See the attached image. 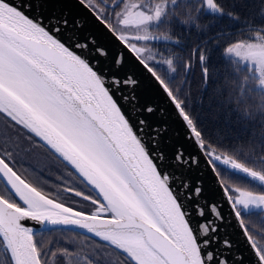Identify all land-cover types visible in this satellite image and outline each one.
Returning a JSON list of instances; mask_svg holds the SVG:
<instances>
[{
	"label": "water",
	"instance_id": "obj_1",
	"mask_svg": "<svg viewBox=\"0 0 264 264\" xmlns=\"http://www.w3.org/2000/svg\"><path fill=\"white\" fill-rule=\"evenodd\" d=\"M2 56L24 78L0 73V113L97 197L65 189L93 207L62 203L0 155V181L16 200L0 196L10 264H41L33 236L51 229L96 239L132 264H264L212 160L264 176L205 147L162 80L84 1L0 0Z\"/></svg>",
	"mask_w": 264,
	"mask_h": 264
},
{
	"label": "trees",
	"instance_id": "obj_2",
	"mask_svg": "<svg viewBox=\"0 0 264 264\" xmlns=\"http://www.w3.org/2000/svg\"><path fill=\"white\" fill-rule=\"evenodd\" d=\"M214 3L218 9L220 8L222 11H228L233 13V15L239 16L243 21V25L263 26L264 0H214ZM177 7L181 10L179 13L181 19L182 16L188 17V20L185 17L183 19L186 25H177L179 21L177 18H173L166 21L163 20L162 26L173 25L174 29L170 30V32L177 29L179 31L178 38L182 41L186 38L184 47L189 53L196 43L201 40L199 38H201L202 34L207 33V36L217 33L221 34H218L217 37H212L206 42H201L200 46L198 45L195 50V60L194 62L193 60L190 61L192 70L187 74L185 82L182 80V86L174 78H169V80L164 81V84L181 104L183 111L194 125L205 147L208 146L217 152L227 154L242 164L264 174V101L258 94L251 91L249 87L245 89L242 86L241 81L247 77L245 68H240V70L233 68L235 71L239 70L235 73L231 67L232 62L222 54L225 46L242 39L246 32L229 33L236 27V24L234 25L231 20L223 19L212 13L197 14L198 3L179 1ZM192 16H195V18L192 19ZM206 24L208 26H205ZM202 48L203 51L201 50ZM202 54H204L205 59L200 62L197 56ZM204 68L207 71L206 81L203 80L204 76L202 74ZM176 74L178 78L179 73L177 72ZM204 81L206 82V87L203 86ZM0 117L7 124L14 125L16 129L24 133L29 139L39 143L32 135L22 128H18L17 125L1 113ZM44 148L51 153L46 147ZM52 155L58 161V165L69 173L70 169L54 154ZM12 168L41 192L48 195L51 193L50 189L53 188L51 187V178H47L36 170H31L27 165H20L19 168L12 166ZM214 168L225 187V179H231L232 184L236 182L235 177H239V175L228 172L219 166L216 167L214 165ZM58 170L54 168V171L58 172ZM239 178L244 180L243 184L247 187L262 188L261 185L250 179ZM61 181H68V179L62 178ZM81 183L87 187L82 181ZM55 188L58 189V187ZM89 193L94 195L90 190ZM0 196L16 203L15 198L1 181ZM252 204L256 205V203ZM259 210L240 214V217L248 233L252 234L253 238L257 237L264 241V213L262 209ZM68 231L71 230L51 229L37 232L33 237L34 243L37 241L38 236ZM42 241L45 242V240ZM0 252L4 255L6 264H10L6 253L1 249ZM2 262L4 263L0 258V264Z\"/></svg>",
	"mask_w": 264,
	"mask_h": 264
},
{
	"label": "rangeland",
	"instance_id": "obj_3",
	"mask_svg": "<svg viewBox=\"0 0 264 264\" xmlns=\"http://www.w3.org/2000/svg\"><path fill=\"white\" fill-rule=\"evenodd\" d=\"M87 4H89L92 8H95V10L100 9L105 12L104 16L105 18L107 17L108 10L112 9L110 4H104L101 0H83ZM102 3H101V2ZM109 2H116L117 0H108ZM135 0H124L121 2L119 5L115 4V10L118 12L117 14H121L123 10L126 8L128 4H132ZM140 7L146 11V19L138 26L135 27V29L132 30V33H130L131 36H137L139 38H144L143 40H140L139 42L133 41L132 38L128 40L126 38V33L129 32V28L125 27L123 24L121 26H115L117 28V33L118 35L130 46H132L136 53L147 63H149L151 66H153V70L155 71V74L162 80L167 81L169 78H174L177 79L178 82H180V86L183 85L182 80H186V74H188L192 70L191 62L192 58L195 56L194 55V50L195 48L201 43L202 41H199L196 43V45L191 49L190 53L188 50L183 46L181 48L178 46L176 43H174V46L171 45H160L151 42V40H148L147 36L148 35H155V34H163L165 36H170L171 34H174L173 41L179 42V31L175 29L174 33H170L171 26L169 25L168 27L163 25L161 29L158 27L157 23L158 21L163 20H169V19H176L174 14H171L169 8L172 7V5L177 1V0H136ZM188 1V0H182V2ZM202 4H204V0H200ZM213 1V0H212ZM96 6L99 7H95ZM92 4V5H91ZM205 5V4H204ZM107 7V8H106ZM98 8V9H97ZM215 10L212 14H217L215 12H218V16H220V11L215 5ZM206 9V7H205ZM207 10V9H206ZM156 11V13H154ZM207 13V12H204ZM116 14V15H117ZM170 14V15H169ZM122 15V14H121ZM148 16H152L151 19H148ZM186 20H188L187 16H184ZM184 17L182 16V19L180 18L179 22L184 23L185 21L183 20ZM183 20V21H182ZM230 20V19H229ZM233 24L236 22L231 21ZM185 24V23H184ZM234 24V25H235ZM186 25V24H185ZM236 26V25H235ZM243 25L235 27L233 30H231L229 33L233 32H240L243 30L245 31ZM231 27V26H230ZM232 28V27H231ZM237 28V29H236ZM250 36L252 35L254 39L250 41H242V42H237L234 41L233 43L225 46V48L222 50V54L225 58H228L229 61H231L232 65V70L233 68L236 69L242 67V65H246L250 68V71H254V75H260L259 78V84L258 88L259 89H264V55L263 54H257V53H264V44L260 43L257 38L260 37L259 34L256 32H248ZM247 31L245 33V36L248 35ZM188 38V36H186ZM217 37V35L213 36ZM147 38V39H146ZM186 38H184V43L185 44ZM200 40V38H199ZM164 46V47H163ZM197 58L200 60V56H197ZM204 54L202 55V60H204ZM231 70V69H230ZM237 70V69H236ZM238 70V71H239ZM235 73L238 71L233 70ZM179 73V76L177 78V74ZM247 77L241 81L242 86L245 87V89L251 85L248 84V82L251 80V75L252 73L249 72L247 73L245 71ZM202 74L204 76V79L206 81V76H207V71L204 68L202 70ZM240 74V73H239ZM203 82V86L206 87V82ZM19 128V127H18ZM214 150V149H213ZM215 151V150H214ZM217 152V151H215ZM220 153V152H218ZM217 153V154H218ZM0 155L12 166L15 167H20V165H27L31 170H36L40 174H44L47 178H51V193L49 195L45 193L46 195L50 196L53 199H56L62 203H65L69 206L82 209L84 211H89V207H93L91 203L82 200L78 197H76L73 194H69L65 192V189L73 190L78 193H81L85 196H88V193L86 190L80 186L72 176L62 167L58 165V161L54 158V156L49 153L43 146H41L39 143L36 141L34 142L33 140L29 139L24 133H22L20 130L16 129L14 125L7 124L4 119L0 117ZM239 162V161H238ZM212 163L216 167H221L222 169L231 172L233 174H236L237 176L242 178H247L250 179L243 174H240L239 172H236L224 165H222L218 160H212ZM241 163V162H240ZM243 166L247 169L250 167L246 166L243 164ZM55 169H59L58 172L54 171ZM252 169V168H250ZM254 170V169H252ZM256 171V170H254ZM258 172V171H257ZM262 174L261 172H258V174ZM259 174V175H260ZM264 176V174H262ZM235 177L234 183L231 184V179H225V184L226 188L228 190L229 195L231 198L236 202L237 200L239 201V204L236 206L237 211L242 213V208L245 206L242 205L244 202L240 199L241 197H244L243 195L247 196H257L259 198L256 199L258 200L257 205L262 208L263 213H264V184L260 182H256L252 179L253 182L256 184H259L262 186L261 189H256L254 187H247L246 185L243 184L244 180ZM62 178L68 179V181H61ZM264 178V177H263ZM55 187H58L55 188ZM263 190V192H261ZM259 191V192H256ZM261 192V193H260ZM89 197V196H88ZM245 198V197H244ZM247 199V198H245ZM248 200V199H247ZM249 201V200H248ZM242 203V204H241ZM258 209V208H256ZM242 211V212H240ZM260 211V210H258ZM69 233H76V232H71L68 231ZM61 233H52L50 235L44 234L42 235V238L38 239L35 241L36 245H39V242L42 240H45L47 242L48 246L50 242H52L57 236H59ZM251 237L264 257V241H261L257 237L253 238L252 234ZM47 238V239H46ZM61 238V237H58ZM57 238V239H58ZM44 242V241H42ZM263 242V243H261ZM44 246V245H42ZM1 249V247H0ZM2 250V249H1ZM3 251V250H2ZM105 256L102 255V259L104 260ZM0 258L1 260L4 261L6 264V259L4 255L0 252ZM67 259L71 258L72 260H82L83 258L80 257H74V256H69ZM106 258V257H105ZM107 259V258H106ZM109 261L113 262L110 258L108 259ZM43 261V260H41ZM2 262V264H4ZM51 263V262H49Z\"/></svg>",
	"mask_w": 264,
	"mask_h": 264
},
{
	"label": "flooded vegetation",
	"instance_id": "obj_4",
	"mask_svg": "<svg viewBox=\"0 0 264 264\" xmlns=\"http://www.w3.org/2000/svg\"><path fill=\"white\" fill-rule=\"evenodd\" d=\"M123 1L124 0H117L116 2L112 3V2H109L107 0V2L111 5L112 9L108 10L106 18L104 16V13L107 11L103 12L101 9H100V11L95 10V8H92L89 4H87V5L112 29V31L114 33H116V35H118V33L116 31L117 28L115 26L118 27V26H121V24H123L125 27L129 28L128 29L129 32H125L126 38L128 40H130V38H132L133 41L139 42L140 40H143L144 38L141 39L137 36H131L130 33H132V30L135 29L136 26L140 25L146 19L147 13L144 9H142L140 7L139 3L135 0L132 4H128L126 6V8L121 13L122 15L117 14L118 12L115 10V8L117 6L115 7V4L119 5ZM179 1H182V0H177L172 5V7L169 8L170 12L175 15V17L177 18L178 21L180 20L179 13L181 12V10L177 7ZM188 1L192 2L193 4L198 3L197 14L204 13V12H207L210 14V13H213L215 10V8H213V7L210 9L208 8V6L205 2L206 0H204L205 5L202 4L200 0H188ZM213 2H214V0H213ZM94 4H95V7H99V6H96V3H94ZM205 7L207 10L205 9ZM219 11H220V17L221 18L228 19V20L230 19L231 21L236 22V27L243 25V23H242L243 21L239 18V16L233 15V13L228 12V11L227 12L222 11L220 8H219ZM154 13H156V11H154ZM215 13H217L215 15L218 16L219 13L218 12H215ZM263 16H264V8H263ZM151 18H152V16H148V19H151ZM193 18H195V16H192V19ZM163 20L158 21V23H157V25L160 29L162 27ZM177 25H185V24L179 22ZM205 26H208V24H206ZM171 27L173 30L174 29L173 25H171ZM174 27H176V26H174ZM242 27H244V29H245L244 32L247 31V33H248L250 31H252V32H256L257 34H259L260 37L257 39L260 43L264 44V23H263V26L243 25ZM240 32H243V30ZM170 33H174V31H172ZM218 34H221V33H217V34H214L212 36H207V33H204V35L202 34L200 41H202V43L206 42L209 39H211L213 36L218 35ZM174 37H175L174 34H171L170 36H165V35L160 34V33L147 36L148 40H151V42L158 44V46H160V45L174 46L173 44L176 43L178 46L183 48L184 42L180 38H179L180 39L179 42H175L177 40L173 41ZM252 39H254V37L252 35L250 36V34L248 33V35L245 36V34H244V37L242 39H238L236 41L242 42L244 40L250 41ZM200 45H201V43H199V46ZM196 48H195V50H196ZM195 50L193 51L194 55H195L192 58L193 62H194L195 57H196ZM201 50L203 51V48ZM202 55H200V58H201L200 62L203 61ZM147 64L151 69L153 68V66H151L149 63H147ZM192 65H193V63H192ZM242 68L243 69L245 68L247 73H249V72L252 73V75L250 76L251 80L248 82L249 85L252 84L251 86H249V89H251V91L258 94L259 97L262 98V101H264V89H259L257 87L259 84L260 75L255 76L253 73L254 71H250V68L246 65L245 66L242 65L241 69ZM154 73H155V71H154ZM186 76H187V74H186ZM162 81L164 82V80H162ZM69 173L73 177V179L86 190L89 197L95 198V199L97 198L95 195H92L91 193H89V189L81 183V181L76 177V175H74L71 172V170L69 171ZM241 200H242V202H244V204H242V203L241 204L244 205L245 207L242 208L243 212L240 211V212H242L240 214L250 213L252 211H258V209L260 208V206H258L257 204L256 205L252 204L250 202V200L248 201L245 198H242ZM89 208H91V207H89ZM256 208H258V209H256ZM58 233H61V234H59V236H57L52 242H50L49 246H48L47 242L45 243V242L40 241L38 246H36V244L34 243L36 246V250H37L39 258L41 260H43L42 264H132L123 254H121L120 252H118L114 248H112V247H110V246H108V245H106V244H104V243H102L96 239H93L91 237H88L86 235H83V234H80L77 232L76 233L58 232ZM49 235L52 236L51 234H49ZM58 237H61V238H58ZM40 238H42V236H38V239H40ZM261 243H263V242H261ZM42 245H44V246H42ZM102 255L105 256L107 259L105 257H103L104 258V260H103ZM66 256L67 257H69V256L80 257L83 259L82 260H72L71 258L67 259ZM109 258L113 262L109 261L108 260ZM49 262H51V263H49Z\"/></svg>",
	"mask_w": 264,
	"mask_h": 264
},
{
	"label": "bare ground",
	"instance_id": "obj_5",
	"mask_svg": "<svg viewBox=\"0 0 264 264\" xmlns=\"http://www.w3.org/2000/svg\"><path fill=\"white\" fill-rule=\"evenodd\" d=\"M2 65L7 66L8 69H7V68H4V69H1V68H0V73L3 72V73H6V74H9V73H10V69H13V71H15L16 73H18V75H19L20 77L24 78V76L19 72V70L16 69V68L14 67V65L11 63V61H9V59L6 58V57H4V56L0 57V66H2ZM3 76H4V75H3ZM12 78L15 79V81L19 82V79H18V77L15 75L14 72H13V76H12ZM7 79L9 80V78H7ZM9 81H10V80H9ZM15 81H11V82H15ZM21 86L24 87L23 84H21ZM24 89H25V92H28L30 95H32V93H33L34 96H37V94L35 93L34 87H33L32 85H31L30 87H28V88H25V87H24ZM33 95H32V96H33ZM53 113L58 114V113L56 112V110H53ZM68 124H70V122H68ZM101 155H102V157H103V160H106V161L109 162L107 156H106L103 152H102ZM102 157H101V158H102ZM108 165H110V163H109Z\"/></svg>",
	"mask_w": 264,
	"mask_h": 264
}]
</instances>
